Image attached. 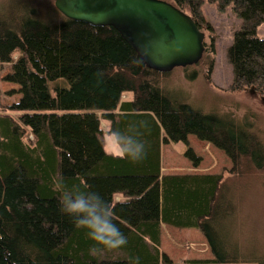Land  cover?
<instances>
[{
  "label": "trees",
  "instance_id": "1",
  "mask_svg": "<svg viewBox=\"0 0 264 264\" xmlns=\"http://www.w3.org/2000/svg\"><path fill=\"white\" fill-rule=\"evenodd\" d=\"M164 1L202 33L212 32L203 0ZM210 1L240 20L227 51L233 91L264 94V38L257 35L264 0ZM0 64H11L4 80L20 95L7 108L17 119L0 117V264H264L237 258L228 242L233 203L225 198V176L161 174V146L169 143H183L184 157L199 166L188 136L222 151L230 173L263 170L264 145L246 122L174 99L158 85L160 73L146 68L113 28L64 17L46 23L24 2L0 13ZM124 95L130 98L121 101ZM114 129L140 135L146 157L108 154L105 140ZM26 130L33 143L24 141ZM62 185L87 186L113 204L127 245L93 254L86 230L59 211ZM162 224L199 230L213 259L173 263L161 250Z\"/></svg>",
  "mask_w": 264,
  "mask_h": 264
},
{
  "label": "rangeland",
  "instance_id": "2",
  "mask_svg": "<svg viewBox=\"0 0 264 264\" xmlns=\"http://www.w3.org/2000/svg\"><path fill=\"white\" fill-rule=\"evenodd\" d=\"M55 0H0V13L7 15L9 7L25 3L35 10L39 19L46 23L62 20V15L54 7ZM201 11L212 32L205 31L207 52L197 65L177 68L167 74H159L158 85L174 99L186 103L201 113L230 115L238 122L251 126L256 138L264 145V94L259 95L251 89L233 91L232 69L227 59V51L233 34L239 29L238 20L230 8L220 13L216 4L203 0ZM257 35L264 38V22L257 28ZM211 49L213 51H211ZM210 50V51H209ZM18 55H14L15 60ZM11 64H0V117L17 119L18 113L7 108L17 103L20 95L18 86L7 83L4 76L9 73ZM124 95L122 100H128ZM106 123L101 128L107 129ZM24 141L33 143L29 130L25 131ZM111 137L107 138L108 148ZM106 141V140H105ZM188 146L201 158L197 168L184 157L186 146L183 143H169L161 146L162 174H222L225 176L224 194L233 203V230L228 233V242L237 258L243 261L264 260V169L250 168L236 175L230 173L233 165L230 159L210 143L193 136L187 137ZM114 147V146H113ZM115 148V147H114ZM116 150V148H115ZM228 176V177H227ZM161 250L173 263L192 260H212L210 248L199 230H179L168 226L161 228Z\"/></svg>",
  "mask_w": 264,
  "mask_h": 264
},
{
  "label": "water",
  "instance_id": "3",
  "mask_svg": "<svg viewBox=\"0 0 264 264\" xmlns=\"http://www.w3.org/2000/svg\"><path fill=\"white\" fill-rule=\"evenodd\" d=\"M54 7L68 20L113 28L146 68L160 74L197 65L205 51L204 33L164 0H55Z\"/></svg>",
  "mask_w": 264,
  "mask_h": 264
},
{
  "label": "clouds",
  "instance_id": "4",
  "mask_svg": "<svg viewBox=\"0 0 264 264\" xmlns=\"http://www.w3.org/2000/svg\"><path fill=\"white\" fill-rule=\"evenodd\" d=\"M110 135L109 143L118 150L116 154L119 156L127 157L133 162L146 157V142L139 139L140 135L133 139L119 129H114ZM59 211L71 217L78 228L86 230L87 238L93 241V254L101 249L117 250L128 243L127 237L114 222V205L87 186L81 188L77 185H62Z\"/></svg>",
  "mask_w": 264,
  "mask_h": 264
},
{
  "label": "crops",
  "instance_id": "5",
  "mask_svg": "<svg viewBox=\"0 0 264 264\" xmlns=\"http://www.w3.org/2000/svg\"><path fill=\"white\" fill-rule=\"evenodd\" d=\"M107 139H106V141H105V150H106V152L108 153V154H111L112 156H119L118 154H116L117 153V150H115V148L112 146V148L111 147H109L108 148V146H107ZM161 171H162V162H161ZM161 174H162V172H161ZM162 175H172V174H162ZM191 175H193V174H191ZM195 175H203V174H195ZM115 200L116 201H120V200H123V197L122 196H120V195H117L116 196V198H115ZM163 226H167V225H164V224H162L161 225V228L163 227ZM169 227V226H168ZM171 228H173V227H171ZM173 229H177V228H173ZM179 230H197V229H179ZM161 240H162V236H161Z\"/></svg>",
  "mask_w": 264,
  "mask_h": 264
},
{
  "label": "flooded vegetation",
  "instance_id": "6",
  "mask_svg": "<svg viewBox=\"0 0 264 264\" xmlns=\"http://www.w3.org/2000/svg\"><path fill=\"white\" fill-rule=\"evenodd\" d=\"M264 101V100H263Z\"/></svg>",
  "mask_w": 264,
  "mask_h": 264
}]
</instances>
